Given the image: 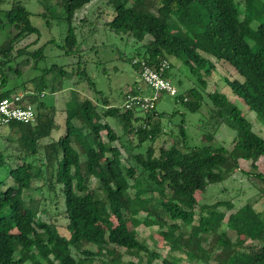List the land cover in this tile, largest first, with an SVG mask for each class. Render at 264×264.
Wrapping results in <instances>:
<instances>
[{"label": "trees", "instance_id": "16d2710c", "mask_svg": "<svg viewBox=\"0 0 264 264\" xmlns=\"http://www.w3.org/2000/svg\"><path fill=\"white\" fill-rule=\"evenodd\" d=\"M90 1L53 0L38 14L45 24L53 19L65 22L59 48L66 57H81L83 48L72 20L75 11ZM106 2L111 6V18H95L93 22L141 43L143 49L137 51L135 58L148 66L157 68L161 61H166L168 66L161 74L168 80L172 76L170 58L182 57L189 72L196 76L197 84L172 96L173 103H179L183 111L166 113L157 111L155 106L146 111L135 106L125 107L124 98L121 105L113 104L102 91L95 89L80 61L76 62L80 64L75 70L52 64L42 69L40 77L32 78L37 91H24L17 103L32 107L34 123L11 121L0 128L1 136L15 142L13 150L16 151L14 164H11L0 149V165L8 164L10 181L0 180V264H31V260L35 264L41 261L47 264H141L142 258L147 264L155 261L179 264V259L172 254L174 251H187L195 262L202 264L209 260L214 264H264V221L250 204L245 203L228 213L224 224L210 231L209 221L215 208L223 202L198 203L194 196L195 192H202L208 185L227 178L239 160L251 156L264 158V139L254 132L250 122L222 92L205 90L206 82L201 74H207L214 62L232 67L239 78H225L231 94L264 123V19H259L254 26L250 24L253 18L264 16V9L257 13L254 11L256 0H243V17L240 18L236 0ZM171 14L178 17L183 36L170 32ZM30 15L21 0H10L5 9L0 7V31L4 33L0 40V98L16 94L14 87L5 88L8 71L18 76L23 71L21 66L30 58L35 62L45 58V45L34 51L14 48L22 35L38 36ZM20 57L22 59L17 61ZM132 59L127 61L139 75L138 63H132ZM49 71L56 73L53 75L56 87L43 79V74ZM73 75L78 77L73 84L85 81L93 95L83 99L73 117L65 115L61 125L55 120L53 103H44L38 97L43 88L54 93ZM176 84L180 81L176 80ZM22 86L24 88V84ZM137 88L141 91L139 86ZM203 94L218 124L223 123L234 132L230 147L216 143L213 134L205 133L204 142L184 151L181 147L186 145V135L182 115L198 111L204 103ZM71 104L67 101L65 110ZM178 113L181 117L175 125L179 137L167 147H158L154 154L152 143L163 135L160 120L166 118L171 124V118ZM71 118L79 125H74ZM108 120L122 134L132 135L136 140L134 144L131 138L124 143L119 141L129 165L122 164L118 146L106 148L101 138L100 132L105 131L108 142L119 139ZM61 128L62 132L54 136ZM144 142L147 145L138 150ZM253 175L264 183L262 173ZM91 178L95 180L94 187L89 186ZM32 181L39 183L38 189L44 190L50 200L61 197L67 237L52 223L38 219L36 200L23 199V191L29 189ZM225 204L229 206L228 202ZM110 215L114 217V224L109 221ZM126 222L133 227L156 225L158 235L169 245V253L161 257L130 233ZM226 230L244 235L250 243L232 240ZM89 244L103 253L89 249ZM123 253L135 259L123 261Z\"/></svg>", "mask_w": 264, "mask_h": 264}, {"label": "rangeland", "instance_id": "374dc122", "mask_svg": "<svg viewBox=\"0 0 264 264\" xmlns=\"http://www.w3.org/2000/svg\"><path fill=\"white\" fill-rule=\"evenodd\" d=\"M10 0H1L0 7L5 9L8 7ZM53 0H21L24 7L31 12L29 20L31 24L37 28L38 36L34 33L22 35L15 43L14 48L26 47L27 51H34L41 45H45L43 52L45 55L44 59L35 62L33 59H29L28 63L23 64L21 68L23 69L20 75H15L12 71H8V81L5 88L15 90V93L36 92L32 78L40 77L42 69L48 68L52 64L63 66L66 70H75L76 65L81 62L87 74L93 81L94 87L97 90L102 91L103 95L109 98L113 104L121 105L122 99L126 93H133V91H139L137 86L141 88V93L144 95H151L153 91L146 87L139 79L137 70L134 69L130 63L127 61L129 58H135L137 51H142L141 43L132 41L130 37L126 35H118L106 28L102 23H95L93 20L99 18L101 20L110 19L112 16L111 6L107 4L106 0H92L87 3L82 8L75 11L72 25L74 26V31L80 42V47L83 48V52L80 56L74 55L72 57H66L62 54V50L59 48L61 37L66 29V24L63 20H50L48 24H45L44 19L38 16L44 10V6L50 4ZM238 3V8L240 12V18L243 17V0H236ZM264 9V0H256L254 11L258 13ZM172 26L170 32L176 33L183 36L180 21L178 17L171 14ZM82 19L84 21L82 22ZM263 20L264 16L253 18L251 25L254 26L258 21ZM248 21V17H246ZM2 33L0 31V40L2 38ZM147 38L143 40L146 41ZM250 42V41H249ZM252 45V44H251ZM22 58H18L17 61ZM182 57L180 59L170 58L172 67L170 73L172 74L169 79L177 93H182L187 88L197 84L196 76L192 75L187 66L182 62ZM26 61V60H25ZM34 64H36L34 66ZM230 67V66H229ZM214 62V67L210 69L207 74H203L205 90L206 91H219L222 92L245 116V118L250 122L252 129L259 136L264 139V123L256 116L253 111H250L242 103V101L231 94L228 85L225 83L226 79L239 78L238 74L234 73L232 67ZM43 79L47 80L49 84L56 87L55 79L53 75L54 72H46L43 74ZM78 79L77 76L65 79L61 87L50 93L48 88H43V93H40L38 99L42 100L44 103H49L50 101L56 107L55 120L62 125L63 117L68 115L73 117L75 111L79 108L80 103L85 97H91L93 92L87 87L85 81L80 82L78 85H74V81ZM176 80L180 81V84H176ZM175 81V82H174ZM24 84V88L23 85ZM38 88V87H37ZM40 89V88H39ZM158 100L155 103V109L159 112L171 113L172 111L179 110L183 111L182 106L179 103H173V97L164 93L159 92ZM203 105L196 112H184L182 115L185 121V143L186 147L183 145L182 150L188 151V147L193 144H199L204 142V134L211 133L216 140V143L221 144L225 147H230V140L234 132L228 128L223 123L218 124V119L213 116L209 101L206 99L205 94H203ZM67 101L72 102L70 107L65 110V103ZM180 114H174L171 118L172 123L169 124L166 118L160 120L162 125L163 135L157 138L153 143L152 147L154 149V154L157 153L158 147H167L170 143L179 137L178 129L176 123L180 119ZM73 124L78 126L79 122L71 118ZM110 127L115 131V135L119 137L114 142H108L106 140L105 131H101L100 135L103 142L108 148L111 145H116L120 149L121 162L123 165H129V161H126V152L120 146V142L130 140L131 144H134L136 140L132 135L122 134V131L111 121L108 120ZM2 131H6L3 128ZM62 132V128L54 133L57 136ZM12 139L14 138L11 136ZM15 142L7 141L0 133V149L4 151L6 161L13 162L16 155V151L13 150ZM74 145V144H73ZM147 145L144 142L138 150H143ZM10 156H7V155ZM13 159H9V158ZM138 171V167H135ZM8 164L3 163L0 165V180H8ZM255 172H260L264 175V158L262 157H249L244 160H239L236 168H233L232 172L223 181L208 185L204 191L195 192V198L198 203L212 204L217 201L223 202V204L218 205L214 214L209 221L210 231H214L218 226H222L226 219L228 213L235 211L239 206L248 203L250 204L260 215L261 219L264 221V183L261 182L253 174ZM131 182V181H130ZM39 183L32 181L30 187L23 191V199L36 200L37 217L40 221H45L52 223L56 230L67 237L69 234L65 230L66 219L62 213V199L58 196L57 200H50L49 195L44 191L38 189ZM89 186H95L94 178L89 181ZM229 203V206L225 204ZM221 217V219H220ZM109 221L115 223L114 217L110 215ZM126 228L130 233L135 235L139 240L146 243V245L155 251H157L161 257L169 253V245L164 242L158 235V227L156 225L144 226L139 224L133 227L129 222H126ZM227 235L232 239L244 244H249L250 241L244 235H235L233 232L226 230ZM210 239V236H207ZM87 247L95 252H101L95 245H87ZM122 251V249H120ZM179 259V264H202L201 262H195L192 256L187 251H174L172 252ZM123 261L133 260V256L123 253ZM31 264H35L34 260L30 261ZM41 264H47L41 261ZM95 264V263H94ZM141 264L145 263L144 258H142ZM152 264V263H151ZM153 264H159L155 261ZM206 264H214L212 260H209Z\"/></svg>", "mask_w": 264, "mask_h": 264}, {"label": "built area", "instance_id": "2783aa9c", "mask_svg": "<svg viewBox=\"0 0 264 264\" xmlns=\"http://www.w3.org/2000/svg\"><path fill=\"white\" fill-rule=\"evenodd\" d=\"M132 63H138L139 79L153 93L144 95L140 91L126 93L123 104L125 107L135 106L141 111L152 109L155 106L159 92H164L170 96L176 94L174 85L161 72L167 68V62L161 61L157 68L148 66L143 60L137 58L132 59ZM23 93H16L12 97L0 98V128L11 121L21 123H34V111L31 106L22 107L18 105V101Z\"/></svg>", "mask_w": 264, "mask_h": 264}, {"label": "crops", "instance_id": "0c3cea01", "mask_svg": "<svg viewBox=\"0 0 264 264\" xmlns=\"http://www.w3.org/2000/svg\"><path fill=\"white\" fill-rule=\"evenodd\" d=\"M141 91H142V90H141ZM141 91H140V92H141Z\"/></svg>", "mask_w": 264, "mask_h": 264}]
</instances>
